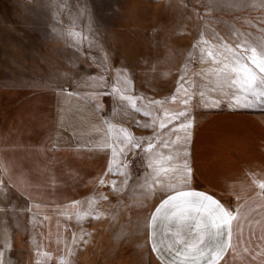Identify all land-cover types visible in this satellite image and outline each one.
<instances>
[{
    "label": "rangeland",
    "instance_id": "1",
    "mask_svg": "<svg viewBox=\"0 0 264 264\" xmlns=\"http://www.w3.org/2000/svg\"><path fill=\"white\" fill-rule=\"evenodd\" d=\"M233 29L248 34V39L264 38V7L237 10L214 0H0V127L9 109L31 93L50 88L71 89L87 97L101 93L92 100L109 126H114L112 138L122 127L137 138L159 132L161 138L175 140L177 133L169 130L180 120L163 129L140 125L151 123L153 116L158 124L165 110L169 114L187 111L192 121L187 143L191 166L192 142L199 126L215 112L233 110L226 102L218 108L203 106L200 91L207 99L222 97L213 90L215 77L205 71L217 65L211 60L202 63L194 45L201 34L217 43L215 34L235 47L238 38ZM118 76L130 79L128 94L141 98L137 100L140 113L111 96ZM181 85L186 93H177ZM186 99L188 104L183 103ZM144 110L152 115L145 116ZM235 110L253 112L264 120L260 109ZM154 144L153 153L164 156L176 147ZM147 146L146 142L142 145ZM121 160L128 165L126 184L125 175L115 171ZM111 165L113 171H108L105 183L82 202L69 231L65 257L47 255L41 216L3 179L0 239L9 237L4 254L7 264H160L148 245L147 233L151 214L164 193L156 187L149 197L144 185L151 169L141 148L118 156ZM197 185L192 170L191 187ZM219 264L239 263L228 256Z\"/></svg>",
    "mask_w": 264,
    "mask_h": 264
},
{
    "label": "crops",
    "instance_id": "2",
    "mask_svg": "<svg viewBox=\"0 0 264 264\" xmlns=\"http://www.w3.org/2000/svg\"><path fill=\"white\" fill-rule=\"evenodd\" d=\"M96 105L71 89H45L18 100L0 127L3 179L41 216L42 243L51 257H65L69 231L82 202L101 185L113 161L111 149L99 150L102 142H111L112 131ZM190 163L198 181L191 188L232 210L242 206L245 243L264 245V194L258 188L264 183V120L244 110L215 112L194 135ZM149 225L147 240L152 251ZM157 232L163 243L172 240L168 222L158 221ZM228 256L239 264L250 261V257L241 259L231 252L221 261ZM251 264H264V257Z\"/></svg>",
    "mask_w": 264,
    "mask_h": 264
},
{
    "label": "snow or ice",
    "instance_id": "3",
    "mask_svg": "<svg viewBox=\"0 0 264 264\" xmlns=\"http://www.w3.org/2000/svg\"><path fill=\"white\" fill-rule=\"evenodd\" d=\"M214 2L237 10L245 6L264 7V0L259 2L257 0H214ZM245 22L251 24V21ZM233 31L238 38L235 47L223 42L215 34L213 38L218 41L217 43H210L201 34L194 45V48L200 50L202 63L211 60L214 65H217L205 71L215 77L213 90H218L222 97V99H207L205 92L200 91V99L204 107L218 108L226 102V106L233 110L260 109L264 111V38L248 39L245 38L248 34L240 33L235 29ZM201 45H208V47ZM129 85L130 79H120L118 76L116 83L111 87L110 94L125 108L140 113L142 109L137 106V100L141 98L128 94L131 92ZM182 92L186 93V89L181 85L177 88V93ZM100 94L95 93L88 98L94 99ZM172 99L175 100V97ZM189 102L187 99L183 101L184 104ZM150 103L162 105L164 101H150ZM96 107L99 109V105ZM143 114L152 115L148 110H144ZM176 120L181 122L169 130L170 134L177 133L175 140L172 141L161 138L159 132H156L153 137L137 138L129 130L121 127L111 142L104 141L99 145L100 151L111 149L114 161L118 156L126 157L129 152L141 148L146 166L151 169L145 177L144 185L149 197L155 194L156 187L164 193V199L155 208L150 218L152 251L156 253L162 264H219V261L229 252L241 259L250 257V261L246 264L264 257V245L251 246L245 243L242 237V222L246 217V214L242 212V206L238 205L235 210H232L213 196L191 188L192 169L187 152L192 127L190 114L187 111L169 114L165 110L164 118L159 119L158 124L157 118L153 116L151 123L141 124L140 127L163 129ZM113 127L110 125L109 130L111 131ZM154 141H158L163 147H169V144H172L176 146L175 151H170L167 156L159 151L153 153ZM145 142L148 145L147 148L142 147ZM127 167L128 165L121 160L115 169L117 174L125 175V184L130 178L126 171ZM108 171H113L111 164ZM3 172L4 169L0 168V187L3 186ZM8 179L11 180L10 175ZM99 182L102 185L105 183L102 178ZM258 188L260 194H264V183H259ZM158 221L168 222L172 228V240L166 244L157 238ZM83 239L82 236L81 240ZM261 239H264V236ZM8 248L7 240L0 239V264H7L4 254Z\"/></svg>",
    "mask_w": 264,
    "mask_h": 264
},
{
    "label": "bare ground",
    "instance_id": "4",
    "mask_svg": "<svg viewBox=\"0 0 264 264\" xmlns=\"http://www.w3.org/2000/svg\"><path fill=\"white\" fill-rule=\"evenodd\" d=\"M2 233V232H1ZM4 240H7V242L9 241V237L8 235L6 234V236H4Z\"/></svg>",
    "mask_w": 264,
    "mask_h": 264
}]
</instances>
